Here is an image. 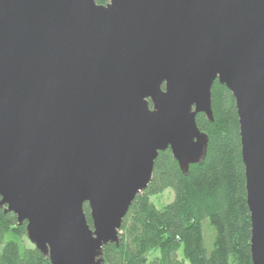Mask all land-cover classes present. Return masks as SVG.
<instances>
[{
    "label": "water",
    "instance_id": "water-1",
    "mask_svg": "<svg viewBox=\"0 0 264 264\" xmlns=\"http://www.w3.org/2000/svg\"><path fill=\"white\" fill-rule=\"evenodd\" d=\"M215 81L264 264V0H0V207L50 264H104L158 153L205 157Z\"/></svg>",
    "mask_w": 264,
    "mask_h": 264
},
{
    "label": "trees",
    "instance_id": "trees-1",
    "mask_svg": "<svg viewBox=\"0 0 264 264\" xmlns=\"http://www.w3.org/2000/svg\"><path fill=\"white\" fill-rule=\"evenodd\" d=\"M109 0H95L105 4ZM213 121L195 117L208 135L205 157L184 174L169 149L159 152L148 186L122 220L119 241L103 246L104 264H252L238 114L226 87L211 88ZM170 189L172 201H150ZM84 204L87 222L91 220ZM205 229L211 231L209 240ZM0 264H50L27 244L25 223L0 207Z\"/></svg>",
    "mask_w": 264,
    "mask_h": 264
},
{
    "label": "rangeland",
    "instance_id": "rangeland-1",
    "mask_svg": "<svg viewBox=\"0 0 264 264\" xmlns=\"http://www.w3.org/2000/svg\"><path fill=\"white\" fill-rule=\"evenodd\" d=\"M173 198V192L170 189L165 190V192H162L160 194H155L154 196L150 197V201L154 203V205L158 208L164 207L167 203L171 202ZM205 238L209 240L211 236V231L208 229H205ZM27 244L29 246H33L29 239H27Z\"/></svg>",
    "mask_w": 264,
    "mask_h": 264
}]
</instances>
